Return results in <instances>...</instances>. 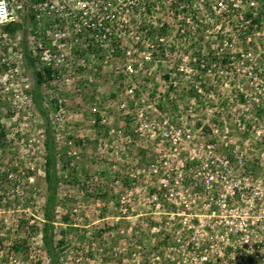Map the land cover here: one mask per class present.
Listing matches in <instances>:
<instances>
[{"label":"rangeland","instance_id":"374dc122","mask_svg":"<svg viewBox=\"0 0 264 264\" xmlns=\"http://www.w3.org/2000/svg\"><path fill=\"white\" fill-rule=\"evenodd\" d=\"M16 1V20L0 25V264H52L42 240L48 143L57 177L54 264H175L162 249V209L150 203L159 184L150 163L167 146L135 135V115L182 124L187 152L212 122L231 127L244 78L193 75L192 54L207 60L214 32L194 25L183 41L178 24L187 23L163 0H149L148 15L138 9L136 21L151 27L133 30L145 40L136 60L123 58L127 35L102 51L78 36L66 59L53 60V73L37 46L49 47L47 0ZM150 47L158 55L148 60ZM163 48L169 58L160 57ZM178 50L188 57L178 59ZM44 68L51 78L37 86L34 72Z\"/></svg>","mask_w":264,"mask_h":264},{"label":"built area","instance_id":"2783aa9c","mask_svg":"<svg viewBox=\"0 0 264 264\" xmlns=\"http://www.w3.org/2000/svg\"><path fill=\"white\" fill-rule=\"evenodd\" d=\"M163 1L175 4L170 11L174 9L187 23L178 24L183 41L195 36V26L214 32L207 60L190 56L199 66L193 75L244 81L234 88L239 101L235 112H230L231 127L212 122L207 133L198 134L204 140L187 152L184 142L190 135L182 124L161 122L142 111L135 115V135L155 137L167 146L150 163L159 176L150 203L162 209V249L175 264H264V0ZM44 4L51 20L46 33L49 47L42 46V40L37 46L53 73V60L66 59L64 48L78 36L89 48L102 51L119 45L127 35L131 44L123 58L133 61L143 52L139 46L145 40L133 30L137 25L151 27L136 21L138 9L149 14V0H141L140 5L138 0H47ZM18 8L16 0H0V25L16 20ZM192 41L200 44L196 37ZM147 51L148 60L158 55L151 47ZM111 52L99 53L110 59L115 57ZM176 55L188 57L183 50ZM170 56V50L163 48L160 57Z\"/></svg>","mask_w":264,"mask_h":264},{"label":"trees","instance_id":"16d2710c","mask_svg":"<svg viewBox=\"0 0 264 264\" xmlns=\"http://www.w3.org/2000/svg\"><path fill=\"white\" fill-rule=\"evenodd\" d=\"M45 75V76H44ZM52 71L49 68H44L43 72L35 71L34 79L37 86H40L44 81V77L51 78ZM47 153L45 156V179L48 183V193L43 209L44 225L42 228V240L46 246V250L50 261L54 264V217H55V199H56V168L55 155L51 143L46 144Z\"/></svg>","mask_w":264,"mask_h":264}]
</instances>
